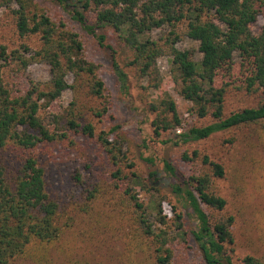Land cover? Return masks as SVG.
<instances>
[{"label":"trees","instance_id":"obj_1","mask_svg":"<svg viewBox=\"0 0 264 264\" xmlns=\"http://www.w3.org/2000/svg\"><path fill=\"white\" fill-rule=\"evenodd\" d=\"M52 1L68 10L71 19L110 52L125 95L130 90L127 70L145 83L141 90L151 100L143 101V111L154 115L151 126L155 137L182 123L175 103L169 97L159 100L155 93L162 83L158 61L163 57L168 60L169 78L177 94L192 104V115L210 122L180 132L176 139L162 140V144L199 142L251 125L264 130V102L224 114L232 85L249 97L264 92V25L258 33L251 30L264 10V0ZM0 7L10 11L20 39H37L35 47L21 43L10 52L0 45V264H56L55 256L63 253L61 241L70 231L72 217L67 215V206L53 197L45 170L33 152L70 132L95 138L113 167L109 176L122 220L119 232L123 235L126 231L122 264H174L173 246L186 241L188 235L203 264H233L235 218L219 188V182L226 179L224 165L199 149L180 156L193 167L188 176L163 161L170 194L178 204L168 218L159 188H149L132 170L134 164L124 150L125 138L117 133L118 127L96 132L86 117L101 119L109 103L98 66L84 56L78 35L53 22L34 0H0ZM100 30L111 31L115 46L106 43ZM155 32L158 34L153 36ZM184 39L197 43V48L179 49ZM37 62L48 66V81L29 80L25 89L17 90L13 79ZM236 63L239 78L225 81ZM67 90L76 94L68 107L60 113L48 112ZM82 92L88 102L79 99ZM95 100L100 103L93 105ZM156 175H148L153 184ZM72 179L84 184L78 172ZM139 190L149 193L148 203L139 198ZM86 192V200L91 202L100 190ZM179 207L187 209L194 222L188 232ZM239 262L264 264V258L248 255ZM65 264L86 263L69 259Z\"/></svg>","mask_w":264,"mask_h":264},{"label":"rangeland","instance_id":"obj_2","mask_svg":"<svg viewBox=\"0 0 264 264\" xmlns=\"http://www.w3.org/2000/svg\"><path fill=\"white\" fill-rule=\"evenodd\" d=\"M34 1L53 22L64 24L67 29L78 35L83 44L84 56L98 66V76L104 83V98L109 103V110L99 120L91 119L89 114H86V117L94 123L96 132L107 131L113 126L118 127L117 133L125 138L124 150L134 164L132 170L146 181L149 188V185L159 188L163 212L167 217H172V208L178 204L170 194L171 189L163 172V161H169L178 171L188 176L193 167L182 162L180 156L184 151L199 149L225 167L226 179L219 182V188L227 201L228 211L235 218L232 227L233 264H240L239 260L248 255L264 258V130L258 125H251L217 133L199 142L177 146L171 143L162 144L160 142L162 140L176 139V134L210 122L209 118L198 119L192 115L190 112L192 104L177 94L169 78L171 66L168 60L163 57L158 61L162 83L155 93L159 100L169 97L175 103L182 123L179 128L155 137L151 126L154 115H147L143 111V101L151 100L150 95H144L141 90L145 83L138 81L134 74L127 70L130 90L129 95H125L114 73L110 52L101 48L95 38L86 34L79 24L71 19L68 10L52 0ZM263 25L264 10L251 27L252 32L258 33ZM100 32L105 35L107 44L115 46L110 30ZM157 34L158 32H155L153 36ZM21 43L35 47L37 39L33 38L31 41L20 39L10 11L0 7V45L5 46L10 52L18 49ZM178 48L196 49L197 43L184 39L178 44ZM116 60L122 66L119 55H116ZM239 69L236 63L231 75L225 77V81L238 79ZM48 79V66L37 62L31 63L23 74L13 81L16 83V89L21 91L27 87L29 80L44 83ZM69 83H72V80ZM234 87V85L229 87L225 98V115L264 102V92L249 97ZM75 95L73 90L65 91L47 111L50 113L64 111ZM78 96L82 102H88L83 92ZM99 103V100H95L92 104ZM33 153L45 170L47 186L53 197L67 206V215L72 217L70 231L61 241L63 253L55 256L56 264H65L69 259L86 264H122L126 231L123 230V235L119 232V229H122V220L118 215V206L115 204V193L109 176L113 167L108 163L107 156L96 139L70 132L62 140L37 147ZM147 159H151L152 162H148ZM75 172L80 173L84 184L78 185L73 181L72 176ZM125 172L128 173L127 170ZM150 172L157 173L158 180L154 184L152 179L148 178ZM93 189L100 192L95 200L89 202L86 200L89 196L86 191ZM139 198L148 203L150 195L144 190H139ZM178 210L183 213L188 232L194 227V222L189 217L187 209L179 207ZM72 211L74 213L70 214ZM173 251L174 264H203L189 235L186 241L175 243ZM16 264L31 263L18 261Z\"/></svg>","mask_w":264,"mask_h":264}]
</instances>
